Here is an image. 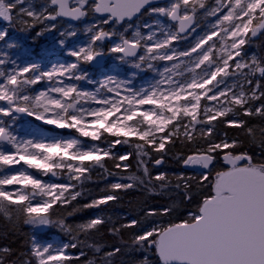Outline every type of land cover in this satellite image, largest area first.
Masks as SVG:
<instances>
[{
	"label": "snow or ice",
	"instance_id": "obj_1",
	"mask_svg": "<svg viewBox=\"0 0 264 264\" xmlns=\"http://www.w3.org/2000/svg\"><path fill=\"white\" fill-rule=\"evenodd\" d=\"M153 3L154 0H46L37 10L31 0H0V20L19 23L25 30L43 25L37 37L56 29L55 23L46 22L62 17L75 21L89 15L93 18L85 29L88 42L68 52L74 58L72 62H57L45 68L40 63L0 54V173H4L0 175V214L12 227L21 220L33 226L55 223L67 234L76 233L71 241L58 247L42 244L33 236L30 249L11 261L7 257L12 249L0 248V264L79 261L86 253L81 250L74 256L68 249L84 244L79 235L99 231L105 220L97 216L73 226L63 218L53 221L50 210L54 206L71 207L68 216L79 211L73 202L82 196L91 173L116 175L109 171L106 160H112L116 169L128 170L131 165L122 162L135 157L137 171L142 169L143 175H129L125 178L127 183H112L107 195L83 208L118 199V190L147 186L145 178L148 184L152 179L167 182L164 173L151 177L145 158L153 160V152H165L166 143H175L181 136L182 143L192 142L197 138L194 134L206 140L207 146L182 158L183 164L210 171L219 159L226 166L215 173L210 192L196 208L179 222L166 226L153 222L151 227L133 235L130 242L122 241L121 246H113L109 251H103L100 244L87 246L100 264H115L116 257L126 264L123 256L134 253L141 256L133 259L132 264H153L152 253L158 258L157 264H264V127L259 128L257 137L256 128L247 127L246 121H225L228 126L244 128L258 154L248 150L237 152L243 142H229L227 134L219 142L211 139L213 121L218 118L229 114L264 118V102L255 107L252 103L264 101V57L252 54L245 58V46L264 34V0H215V6L210 8H206L205 0H173L166 7H153ZM199 9H205L204 19L215 20L196 35L188 48L180 50L174 42L188 39L201 28ZM144 14L165 16L172 23L155 21L159 34L151 30L152 24H144L150 30L144 35L138 22ZM105 26H109L107 30ZM130 30L131 35H126ZM7 35L8 30L0 28V41H5ZM113 37H118L119 43L110 47L109 52L119 54L122 64L137 71L154 72L160 78L140 88L132 86V79L114 75L94 81L82 65L95 62L102 69L98 58L104 55L103 42ZM64 43L63 39L59 41L61 46ZM7 47L16 45L9 43ZM160 61L165 62L162 70L156 67ZM167 62H172L171 67ZM136 74L131 73L133 77ZM229 78L233 79L231 84L227 83ZM81 81L99 86L89 91L81 87ZM41 83L45 84L42 90L34 87ZM202 100L216 103L202 106ZM21 116L34 117L56 129H71L78 135L49 137L38 130L30 138L20 137L15 125ZM82 137L92 143H86ZM117 145H128L133 151L118 154ZM162 162L163 157L154 159L155 165ZM15 165L21 167L7 171ZM49 174H66L68 182L40 178ZM207 180L208 173L201 172L200 186ZM9 185H20L23 190H7ZM160 187L164 189L165 184ZM184 188L185 199L191 200L192 194L187 191L191 185L185 182ZM173 211L171 205L151 209L143 219L171 215ZM140 223L132 219L121 227L131 228ZM119 231L109 229L112 234ZM85 264H95V259Z\"/></svg>",
	"mask_w": 264,
	"mask_h": 264
},
{
	"label": "trees",
	"instance_id": "obj_2",
	"mask_svg": "<svg viewBox=\"0 0 264 264\" xmlns=\"http://www.w3.org/2000/svg\"><path fill=\"white\" fill-rule=\"evenodd\" d=\"M252 49H248L247 54L255 52L259 57H264V34L261 35L259 40H255L252 43ZM261 104L264 101H254ZM240 120L247 122V127H255L257 131V137H259V128L264 127V118L259 116H243L239 115ZM231 119V116L225 118H218L213 121L214 132L211 137L212 140L217 142L225 138L229 141L237 139L242 141V146L236 149L237 152L248 150L252 153L258 154V149L250 144L249 137L245 134L244 128H236L228 126L225 121ZM197 136L192 142H181L183 137L177 139L175 143H166L167 147L165 152L152 153L153 160H147V167L151 174V177H155L162 171H167V182L151 180V183H147V186H136L132 189L118 190L115 195L118 199L109 201L107 204L99 205L94 208H83L82 206L90 203L94 199H100L107 195L111 189L110 185L116 182L127 183L125 179L127 176L136 174L143 175L142 169L138 172L135 157H130L126 162L131 165L128 170L116 169L113 167L112 160H106V166L110 172L116 173L114 176H98L94 171L91 173V179L84 184L85 191L81 197L77 198V201L73 202V205L80 210L74 215L68 216L67 212L71 211V207L60 208L54 206L53 210H50V216L53 221L63 218L66 224L78 225L85 223L90 219L96 218V214H101L105 223L99 226V231L89 233L87 236L80 234L79 240L85 241L84 244L78 245L73 252L76 256L83 250L86 255L80 257L79 261L74 260L72 264H85L89 259H95V264H100V261L96 259V254L89 248L88 244H100L103 245V251H109L113 246H121L122 241L130 242L133 235L137 234L142 228L151 227L153 222L160 225H168L170 222H179L184 219L188 212L194 210L201 198L210 192V184L215 176V171L222 170V168L214 169L208 175V180L204 182L203 187L200 186V174L185 171L182 167V158L187 157L189 154L196 152L198 149H203L207 146V142L204 139ZM117 149H120V153L133 151L128 145H117ZM166 158L165 166L158 168L154 164L156 158ZM177 157H180L179 159ZM225 167V166H224ZM181 174L180 176H177ZM192 178V179H188ZM75 182V181H74ZM187 182L191 185L190 191L192 194L191 200L185 199L184 183ZM76 183V182H75ZM164 183V189H161L160 185ZM179 184L180 187L176 185ZM79 190V189H77ZM174 206V211L171 215L154 216L148 219H143L146 212L151 209H161L168 206ZM136 219L141 221L138 226L131 228H122L121 225L129 223L130 220ZM110 228H119L118 234H112L109 232ZM73 234H67L61 229L58 224H50L46 231L40 233L41 238H50L52 235H59L66 241L72 240ZM33 237L32 227L30 224H24L21 222L15 227L10 226L9 222L5 221L2 214H0V248L8 247L12 249V254L7 257L9 261L15 259L22 252H27L30 249L31 240ZM76 242V241H73ZM153 264H157L158 258L154 253L150 254ZM140 253H134L131 256H123V260L126 264H132L133 259L140 258ZM115 264H121V257L115 258Z\"/></svg>",
	"mask_w": 264,
	"mask_h": 264
},
{
	"label": "rangeland",
	"instance_id": "obj_3",
	"mask_svg": "<svg viewBox=\"0 0 264 264\" xmlns=\"http://www.w3.org/2000/svg\"><path fill=\"white\" fill-rule=\"evenodd\" d=\"M31 2L35 5L36 9L39 10L41 5L44 4L46 0H31ZM171 2H173V0H170L167 3L156 5L153 7H166V6H169ZM205 5H206V8L213 7L215 6V0H205ZM204 11L205 9L198 10V16L201 18L200 19L201 28L197 30V33L192 34L186 40L174 42L175 47H177L180 50H184L188 48L194 42L196 35L202 34L203 30L206 28L209 22H214L215 17H208L207 19L203 18ZM157 20H159L164 25H168L172 23L169 20V18L165 16H159L155 14L153 15L144 14L139 17V21H138L141 25L142 33L144 35H147L150 31L149 29H146L143 27L144 24H152L153 28L151 30L157 31V33L159 34V28L158 26L155 25V21ZM46 23H55L56 29L52 31L44 32L43 35L37 37L36 33L41 31L43 25H37L35 28L25 30L24 26L19 23L13 22L9 24L8 22L1 20L0 28H6L8 30V35L5 41H0V54L7 53L8 57H10L11 59L19 58V60L23 62L40 63L45 68H48L51 66V64L57 63V62H60V63L72 62L74 58L68 55V52L78 48L79 46H83L88 42L89 34L85 31V29L93 23V18L91 15H89V17L84 18L80 23H77V24H71L61 18H58L56 21H51V22H46ZM108 27L109 26H105L106 30L108 29ZM120 30L122 31V29ZM68 31H74L76 34L74 36H61L60 35L61 32H68ZM126 35L130 36L131 30ZM61 39L65 41L63 46L59 44V41ZM9 43L15 44L16 47L8 48L7 44ZM115 43H119L118 37H113L112 39L105 40L103 42L102 50L106 58V63L102 69L100 68L95 69L91 67L90 64L82 65V67L90 74L91 78L94 81L103 79L105 75H114V76H118L120 79L130 78L132 79V82H133L132 86L134 88H140L142 86L147 87L150 83L160 78L154 72L137 71L135 69H131L130 66L128 65L122 64L118 59L119 54L109 52V48L114 46ZM252 48H253L252 44L245 46V52H246L245 58L246 59L250 57L252 54H256L255 52H250L247 54L246 50L252 49ZM171 63L172 62H167L169 67H171ZM164 66H165V62L163 61L156 62V67L160 68L161 70L163 69ZM7 67L10 68L11 65H8ZM134 71H136L137 74L136 76L133 77L131 73ZM232 82H233L232 78H229L227 80L228 84H231ZM79 83L81 87L89 91H94L95 88L99 86L98 84H88L87 82H84V81H81ZM34 87L38 90H42L45 87V84L41 83ZM223 87L224 85H221V88ZM223 99L224 98H221V100ZM205 103L215 104L216 102H207L205 100L201 101L202 106ZM259 105L260 104L258 102L253 103L254 107L259 106ZM229 116H231V119L233 118L240 119L239 116L233 117L231 114H229ZM4 119H8V118L5 117ZM185 122H187V118H185ZM200 127L202 126L197 125V128H200ZM15 130L20 137H24V138H30V136L38 130L42 131L45 135L49 137H53V136L68 137L70 135H73V136L78 135V133H76L74 130L56 129L54 126L43 124V122L38 121L34 117H29V116H21L15 125ZM81 139L84 140L86 143H92V141H90L89 138L82 137ZM96 143H99V142H96ZM115 151L118 154L120 153V149L116 148ZM122 163L128 164L126 161ZM217 165L218 166H216L215 168L217 170L222 167L224 168L225 166L224 163H222V160H220ZM20 167L21 165H15V166H12L10 169H7V171L14 172L16 169ZM29 171L35 172V170L33 169H29ZM216 172L217 171H215L214 173ZM160 173H164L166 176H168L169 174L165 170ZM3 174L4 173H0V175H3ZM37 175L39 174L37 173ZM180 175L181 174L177 173V176H180ZM40 178L43 179L44 181H51L55 183L68 182L66 174L62 176H58V177H51V175L49 174L48 176H41ZM73 183L75 182L73 181ZM6 188L7 190H15L18 188L22 189V186L9 185V186H6ZM36 199H40V198L37 197ZM35 202L36 201L33 200V203ZM97 216L102 217V215L99 213L96 214L95 217ZM31 227H32L33 236H35L36 240L42 244L51 243L53 244L54 247H58L64 243L69 242V241L62 239V237L59 235H52L50 238H41L40 233L46 231L48 228V225H40V226L31 225ZM68 252L76 256L73 252V249L71 248L68 249Z\"/></svg>",
	"mask_w": 264,
	"mask_h": 264
},
{
	"label": "water",
	"instance_id": "obj_4",
	"mask_svg": "<svg viewBox=\"0 0 264 264\" xmlns=\"http://www.w3.org/2000/svg\"><path fill=\"white\" fill-rule=\"evenodd\" d=\"M168 1H170V0H154V3H153L152 6H156V5L164 4V3H167ZM62 19L65 20V21H67V22H69V23H71V24H77V23H79V22L81 21V20H80V21L71 20V19L66 18V17H62ZM256 38H257V37H256ZM98 60L100 61V64H101L102 66L105 65L106 58H105L104 55H103L102 57H99ZM90 65H91V67H93V68H95V69H96V68L99 69V68L97 67V65H96L95 62H93V63L90 64ZM182 167H183V169L186 170V171L207 172V173L209 172V170L201 169V168H199V166H185V165L183 164Z\"/></svg>",
	"mask_w": 264,
	"mask_h": 264
},
{
	"label": "flooded vegetation",
	"instance_id": "obj_5",
	"mask_svg": "<svg viewBox=\"0 0 264 264\" xmlns=\"http://www.w3.org/2000/svg\"><path fill=\"white\" fill-rule=\"evenodd\" d=\"M262 35V34H261ZM261 35H259L257 38H255L256 40H259V38L261 37ZM166 147H167V145H166ZM193 153H191V154H189V155H192ZM165 161H166V158H163V162L160 164V165H157V167L158 168H163L164 166H165ZM219 159L217 160V163H216V165L214 166V167H212L211 168V170L209 171V173L211 172V171H213L215 168H216V166H218L217 164L219 163ZM222 163H223V161H222ZM183 164V163H182ZM167 172V171H166ZM209 173H208V175H209ZM199 174V173H198Z\"/></svg>",
	"mask_w": 264,
	"mask_h": 264
},
{
	"label": "bare ground",
	"instance_id": "obj_6",
	"mask_svg": "<svg viewBox=\"0 0 264 264\" xmlns=\"http://www.w3.org/2000/svg\"><path fill=\"white\" fill-rule=\"evenodd\" d=\"M62 19V18H61Z\"/></svg>",
	"mask_w": 264,
	"mask_h": 264
}]
</instances>
